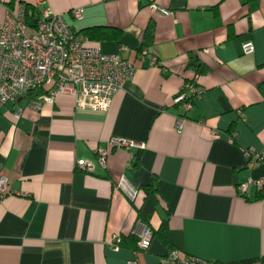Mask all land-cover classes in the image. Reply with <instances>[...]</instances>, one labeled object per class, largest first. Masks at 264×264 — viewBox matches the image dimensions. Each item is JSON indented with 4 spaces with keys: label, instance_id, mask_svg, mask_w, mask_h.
Returning a JSON list of instances; mask_svg holds the SVG:
<instances>
[{
    "label": "crops",
    "instance_id": "1",
    "mask_svg": "<svg viewBox=\"0 0 264 264\" xmlns=\"http://www.w3.org/2000/svg\"><path fill=\"white\" fill-rule=\"evenodd\" d=\"M46 3L79 36L113 32L89 40L104 53L121 51L137 70L106 112L77 109L63 94L39 109L31 107L35 93L0 108V177L11 192L0 201V264H161L171 250L215 264L264 257V190L237 192L249 177L264 180V164L249 169L245 155L264 148V0ZM77 8L79 20L69 14ZM4 17L0 3V23ZM248 41L254 51L243 54ZM144 49L156 64L140 62ZM193 57L202 74L188 68ZM191 80L199 96L184 112L173 100ZM98 148L107 152L104 168L95 162ZM77 160L94 162V171L78 170ZM121 177L138 190L134 201L117 187ZM150 184L158 203L149 228L166 220L169 246L153 235L147 251L136 252L131 230Z\"/></svg>",
    "mask_w": 264,
    "mask_h": 264
},
{
    "label": "built area",
    "instance_id": "2",
    "mask_svg": "<svg viewBox=\"0 0 264 264\" xmlns=\"http://www.w3.org/2000/svg\"><path fill=\"white\" fill-rule=\"evenodd\" d=\"M5 17L0 23V108L19 97L37 94L38 100L31 102L34 109L40 108V101L52 103L59 95L74 98L75 108L106 112L114 94L126 83L132 81L137 65L122 52L107 54L88 38L79 36L67 23L62 14L54 13L46 0H31L34 11L27 3L18 1L10 5L4 0ZM152 10L163 15L169 14L152 5ZM73 19L82 17L80 8L69 12ZM254 51L252 42L242 44L243 54ZM140 62L148 59L157 63L156 56L147 49L140 50ZM199 96L195 80L185 82L174 98L173 103L184 112L191 110ZM181 119L177 128H182ZM213 133H215L213 131ZM232 141V138H231ZM112 145L130 149L131 142L113 139ZM96 164L104 168L107 152L103 148L95 151ZM247 168L252 169L264 164V148L260 152L245 151ZM94 162L77 160L75 167L85 173L94 171ZM117 187L134 201L138 190L121 177ZM264 190V180L247 178L237 186V192L245 197L250 188ZM8 180L0 177V201L9 195ZM131 235L136 238V252L147 251L152 231L139 219L135 222ZM121 238L113 236L110 246H120ZM161 264H215L192 256L180 257L178 251L171 250L160 260ZM129 264H137L131 261ZM251 264H260L255 261Z\"/></svg>",
    "mask_w": 264,
    "mask_h": 264
},
{
    "label": "trees",
    "instance_id": "3",
    "mask_svg": "<svg viewBox=\"0 0 264 264\" xmlns=\"http://www.w3.org/2000/svg\"><path fill=\"white\" fill-rule=\"evenodd\" d=\"M21 2L27 3V6L29 7V9L34 11V8L31 2H28V0H21ZM9 4L12 5L11 3ZM81 33L93 42L113 38L111 37L113 35V32L105 31L100 28L84 29L82 30ZM153 33H154V25L150 23L147 26L145 33H144V38H143L144 45L149 44L150 40H152ZM188 68L192 69L196 75L202 74L204 72V68L202 64H200L199 61L194 57L191 58V60L189 61ZM154 184L143 186L142 189L145 194V198H144V202L142 206L137 211L138 219L147 227H149V218L154 213L155 208L158 203V189L156 185ZM167 229H168L167 221L164 220L162 221V223L160 224L157 230L152 231L151 229V231H152V235H157L163 244H165L166 246H169ZM255 261H259L260 264H264V257L258 260H249V261L236 263V264H251Z\"/></svg>",
    "mask_w": 264,
    "mask_h": 264
},
{
    "label": "water",
    "instance_id": "4",
    "mask_svg": "<svg viewBox=\"0 0 264 264\" xmlns=\"http://www.w3.org/2000/svg\"><path fill=\"white\" fill-rule=\"evenodd\" d=\"M27 95H30L29 93Z\"/></svg>",
    "mask_w": 264,
    "mask_h": 264
}]
</instances>
